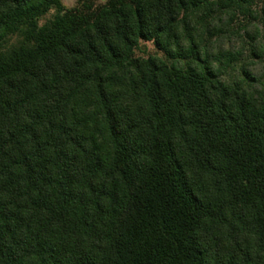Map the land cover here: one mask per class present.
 <instances>
[{
	"label": "trees",
	"instance_id": "16d2710c",
	"mask_svg": "<svg viewBox=\"0 0 264 264\" xmlns=\"http://www.w3.org/2000/svg\"><path fill=\"white\" fill-rule=\"evenodd\" d=\"M239 18L262 57L264 0H0V264H264Z\"/></svg>",
	"mask_w": 264,
	"mask_h": 264
},
{
	"label": "rangeland",
	"instance_id": "374dc122",
	"mask_svg": "<svg viewBox=\"0 0 264 264\" xmlns=\"http://www.w3.org/2000/svg\"><path fill=\"white\" fill-rule=\"evenodd\" d=\"M62 4L66 7V8H71L77 5L78 0H61ZM98 2V1H96ZM55 14L54 9H51L48 13H46L41 19H40V23H43L44 21L50 19L53 17V15ZM241 20V23H239V21ZM246 21H243L242 19H238L234 26L232 27V29L230 30V34H227L224 38V41L226 44H224L225 47L229 48L232 47L234 49H237L241 52L242 56H241V60L239 61V63L236 66V69L234 71H231L228 73V75H226L227 77L230 76H241V67L244 66L246 69H248L250 72L255 73V72H264V54L262 55V57H255L253 55V53H257V54H261L260 53V48L257 45V49H253L251 47V44L254 43V40H252L251 37H255L256 33L253 30V28L248 27L247 31H240V36L232 35V32H234V30H236L239 25L244 24ZM257 23V22H256ZM259 28L260 30L263 29V25L261 23H259ZM262 34V32H261ZM259 38V37H258ZM264 43V40L262 41ZM138 54L143 55V56H147L148 54H153V55H157L160 57H165L164 54L161 51H158L154 45L151 42H145L142 41L141 42V49L139 51H137ZM254 63V64H252Z\"/></svg>",
	"mask_w": 264,
	"mask_h": 264
}]
</instances>
